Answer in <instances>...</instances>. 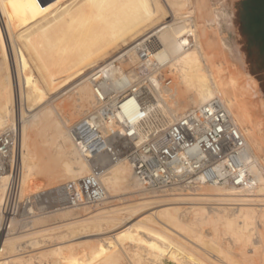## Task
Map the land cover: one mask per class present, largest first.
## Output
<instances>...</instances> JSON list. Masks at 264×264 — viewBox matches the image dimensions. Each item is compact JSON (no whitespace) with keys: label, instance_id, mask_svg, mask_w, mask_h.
I'll use <instances>...</instances> for the list:
<instances>
[{"label":"bare ground","instance_id":"6f19581e","mask_svg":"<svg viewBox=\"0 0 264 264\" xmlns=\"http://www.w3.org/2000/svg\"><path fill=\"white\" fill-rule=\"evenodd\" d=\"M189 9L191 0H0V134L18 131L23 196H37L43 181L30 144L35 128L43 144L56 151L47 167L61 165L68 183L95 175L106 192L104 201L120 198L86 218L36 227L35 222L41 224L45 214L57 210L55 188L49 189L46 211L36 198V210L46 213L32 229L4 239L0 264H35L36 246L41 264H245L221 242L222 231L244 251L252 247L256 254L261 248L254 236L261 233L258 219L264 223V158L258 156L264 150V99L254 77L244 82L242 72L230 71L225 55L209 43V33ZM148 39L156 50L147 62L139 46ZM123 62L130 67L125 69ZM166 68L190 92L182 102L159 77ZM99 73L109 91L141 86L150 110L144 126L148 132L171 125L191 106L221 100L253 154L251 169L259 183L148 192L127 159L136 143L120 128L83 154L71 127L96 111L93 76ZM69 92L68 104L51 100ZM126 93L124 100L129 99ZM69 106L74 113L66 116ZM49 128L54 129L51 139L44 137ZM7 181L0 180V225ZM60 196L65 206V188Z\"/></svg>","mask_w":264,"mask_h":264},{"label":"built area","instance_id":"2783aa9c","mask_svg":"<svg viewBox=\"0 0 264 264\" xmlns=\"http://www.w3.org/2000/svg\"><path fill=\"white\" fill-rule=\"evenodd\" d=\"M155 50L156 45L148 39L139 46V55L148 62ZM101 76L100 73L93 76L96 111L71 127V135L83 154L104 143L108 131L120 128L126 139L136 143L127 159L148 192H189L203 185L251 188L259 183L251 169L253 154L221 100L214 99L171 125L148 132L144 126L150 110L141 86L131 84L124 90L109 91L104 88ZM142 81L145 87L147 81ZM126 91L128 100L121 96ZM2 178L8 181L1 209L0 255L6 237L32 229L35 219L45 213L36 210L37 196L22 194L23 168L16 128L0 134ZM64 188L67 197L64 207L72 209L106 198L95 175L67 183Z\"/></svg>","mask_w":264,"mask_h":264},{"label":"rangeland","instance_id":"374dc122","mask_svg":"<svg viewBox=\"0 0 264 264\" xmlns=\"http://www.w3.org/2000/svg\"><path fill=\"white\" fill-rule=\"evenodd\" d=\"M186 12H189L195 18L196 22L203 23L204 32L209 33V39H208L209 43L217 51H219V53H223V55H225V58L229 62L228 67L230 71L242 72L241 80L244 82L247 81L249 74L253 75L256 78L261 88L262 97L264 98V75L263 76L255 75V72L260 71L264 68L258 66L257 63L252 61V54L254 53L253 52L254 47L247 43V40L242 33L240 18L238 15V5H236V0H191V9L187 10ZM208 28L210 29V31ZM126 64L127 63L123 62L124 68L128 69L130 65L128 64L126 65ZM159 77L162 78L164 85L165 84L168 85L169 83H171L168 87L173 88L175 91H177V98L181 102L182 100H185L186 97L190 94V92L185 87L179 84L177 76L170 69L167 68L164 69ZM72 94L73 92H69L67 95L63 97H60L61 95L59 94L60 96L57 95L51 100L55 99L56 104H59L61 102L64 104H68L67 98ZM183 103L181 104L183 105ZM172 105H174L173 102ZM191 109H193L192 106L190 107V110ZM64 113L66 116H70L71 114L74 113V108L69 106ZM261 129H262V136L264 137V120ZM36 132L37 130L35 128H31L30 130V144L32 145L31 150L32 153L36 154V161L39 164V168L37 169L38 176L39 178L40 177L43 178L41 185L36 190L38 194L37 196L42 202L41 204L42 207L46 211L47 210L46 204H48L49 195H50L49 194L50 191L48 190L54 187L55 191L52 193L54 197L53 203L56 205L55 207L57 208L56 211L45 214L44 219L41 220L42 222L40 221L41 224H39V221L35 222L36 227L38 226L41 227L46 225L48 226L51 224H62L72 218H86L90 216L92 213H94L96 210H98V208L113 206L119 203L118 200L120 198L114 197L112 199H107L100 206L89 207L88 209H86L83 206L80 208L68 209L65 211L64 206L61 203L62 199L60 196V192L64 189V186L69 181L67 180L66 177H64L63 168L61 165L47 167V164L45 163L46 160L54 158L56 156V151L54 149V146L52 145L45 146V144H43V140H44L43 137L40 136L38 137ZM53 134H54V129L49 128L46 131V136L44 137L51 139ZM258 156L264 158V150L260 152V154L258 152ZM48 211H50V209H48ZM138 218H140V216L134 220H137ZM261 221H262L261 219H258L257 228H259L258 231L261 232L260 234L262 236V239L260 237V234L254 236L256 238V241L257 240L259 241L260 243L259 245L261 247L256 254L252 252V247L251 248L248 247L249 249L247 248L244 251L242 250L243 248L241 247L240 244H237L232 237L230 238V235L226 236L225 235L226 233L223 235L224 233L223 231L220 233L221 235L220 240L222 239L221 242L224 243L226 248H230L231 246L230 251L232 252V254L236 255L235 253L236 252L238 253L236 255L237 258L235 257L236 260L240 257L239 258L241 260L240 262H242V260L245 258V262H246L245 264L248 263L264 264V258H263L264 223ZM132 222L134 223L135 221ZM234 242L236 246L235 244H233ZM237 247H239L240 250ZM34 248H37L34 249V252L32 253L33 254L32 256L35 257L34 262L35 264H41L40 261L37 259L40 256L41 252L38 250L37 246ZM239 251L240 252L242 251L241 255L239 254L240 253ZM241 257L243 258L241 259ZM252 258H256V259L253 260ZM252 260L254 261V263H252L253 262ZM123 263L130 264L127 261H124ZM242 264L244 263L242 262Z\"/></svg>","mask_w":264,"mask_h":264},{"label":"crops","instance_id":"0c3cea01","mask_svg":"<svg viewBox=\"0 0 264 264\" xmlns=\"http://www.w3.org/2000/svg\"><path fill=\"white\" fill-rule=\"evenodd\" d=\"M236 5L242 33L247 43L254 47L252 61L264 68V0H236ZM255 75L263 76L264 69L255 72Z\"/></svg>","mask_w":264,"mask_h":264}]
</instances>
